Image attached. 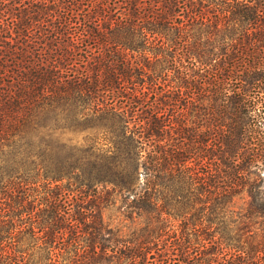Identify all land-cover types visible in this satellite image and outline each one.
I'll return each instance as SVG.
<instances>
[{
  "label": "trees",
  "instance_id": "trees-1",
  "mask_svg": "<svg viewBox=\"0 0 264 264\" xmlns=\"http://www.w3.org/2000/svg\"><path fill=\"white\" fill-rule=\"evenodd\" d=\"M0 264H264V0H0Z\"/></svg>",
  "mask_w": 264,
  "mask_h": 264
},
{
  "label": "rangeland",
  "instance_id": "rangeland-1",
  "mask_svg": "<svg viewBox=\"0 0 264 264\" xmlns=\"http://www.w3.org/2000/svg\"><path fill=\"white\" fill-rule=\"evenodd\" d=\"M59 132H66L68 135L72 137L74 136L77 139H79V141H82L80 139L83 138L84 136H87V138H94L92 141H89V144H93L97 146H102L106 142L104 137L107 131L106 132L105 131H56V133ZM108 134L111 135L110 131H108ZM103 216L104 219L108 221L111 225H116L121 227L124 224L122 223V221H120V218H118L116 213L111 209H105L103 211Z\"/></svg>",
  "mask_w": 264,
  "mask_h": 264
}]
</instances>
